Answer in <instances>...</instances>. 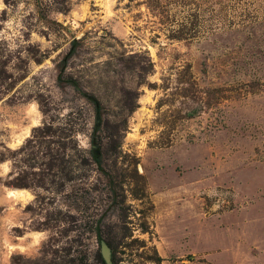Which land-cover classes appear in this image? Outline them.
<instances>
[{
  "label": "rangeland",
  "instance_id": "1",
  "mask_svg": "<svg viewBox=\"0 0 264 264\" xmlns=\"http://www.w3.org/2000/svg\"><path fill=\"white\" fill-rule=\"evenodd\" d=\"M0 264H264V0H0Z\"/></svg>",
  "mask_w": 264,
  "mask_h": 264
},
{
  "label": "bare ground",
  "instance_id": "2",
  "mask_svg": "<svg viewBox=\"0 0 264 264\" xmlns=\"http://www.w3.org/2000/svg\"><path fill=\"white\" fill-rule=\"evenodd\" d=\"M26 191V190H25ZM24 190H11L10 192H9V195L11 196V197H20V196H22L23 194H24V192H25Z\"/></svg>",
  "mask_w": 264,
  "mask_h": 264
}]
</instances>
